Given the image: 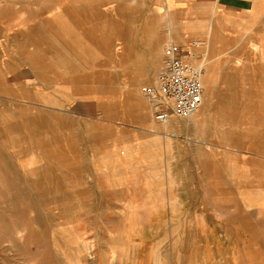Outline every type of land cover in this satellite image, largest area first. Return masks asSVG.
Returning <instances> with one entry per match:
<instances>
[{
  "label": "rangeland",
  "instance_id": "rangeland-1",
  "mask_svg": "<svg viewBox=\"0 0 264 264\" xmlns=\"http://www.w3.org/2000/svg\"><path fill=\"white\" fill-rule=\"evenodd\" d=\"M50 1L0 0V264H264V175L246 147L243 175L220 148L233 139L250 148L261 142L256 118L264 119V103L238 102L247 80L239 69L257 61L244 51L252 43L224 46L215 67L225 79L220 92L234 85L236 115L255 112L232 121L247 124L244 136L222 135L227 124L216 119L193 126L172 117L168 137L143 124L128 101L131 73L95 71L102 65L90 47L83 55L46 54L43 33L30 25L62 14L45 7ZM253 20L233 22L242 29L252 21L255 36L264 24ZM194 40L204 71L212 64L205 39L176 36L165 52ZM159 68L136 79L146 105L140 87ZM106 76L109 91L99 88ZM259 80L250 101L258 100ZM149 118L160 125L152 110ZM206 139L215 142L211 155Z\"/></svg>",
  "mask_w": 264,
  "mask_h": 264
},
{
  "label": "crops",
  "instance_id": "crops-1",
  "mask_svg": "<svg viewBox=\"0 0 264 264\" xmlns=\"http://www.w3.org/2000/svg\"><path fill=\"white\" fill-rule=\"evenodd\" d=\"M50 2L46 3L45 7L61 8L62 14L53 15L51 19H36V22L30 25L34 31L43 33L44 49L47 55L54 56L56 51L62 52L64 49H67L70 55H83V48L90 47L96 51L93 54L98 56L95 57L100 62L98 66L102 65V67H96L95 71L131 73L130 80L136 82L140 73L153 72L158 65L162 66L166 40L175 39L176 36L180 39L195 38L201 41L205 39L202 44H205V51L212 64L206 67L207 94H204L207 101L210 100V104L203 114V124L207 126L215 119L219 120L217 126L227 124V134L222 135L241 137V135L244 136L243 130L247 124H239L240 128H238V123L232 121L245 120V113L255 112H250L251 109L248 107L239 118L233 110L238 101L232 96L234 85L229 84L226 92H220L219 87L223 85L225 79L215 72L218 59L226 54L224 46L236 47L232 44L239 40L237 47L239 45L243 49L247 48V44L252 43L253 49L244 51L248 60L257 59V61L251 69L247 62L239 69L244 73L242 77L247 80L242 79L243 86L240 92L243 99L238 102L264 103V97H262L264 95H262L264 92V26H261L257 32L259 34L254 36L252 35L254 31H251L252 21H244L242 29L240 26L237 29L236 22H233V19H254L255 25L264 24V0H51ZM166 23L168 30H166ZM65 40L68 42L65 43ZM194 41L198 44L197 47L201 45L197 40ZM110 59H113V62ZM76 60L82 66V62ZM226 60L223 59L222 62ZM73 61L76 65L75 60ZM83 69L82 66L79 71ZM255 71L256 74H247V72ZM256 78H260L259 82L262 81L261 93L256 95L259 96L256 98L257 101H250L249 98L254 95L259 85L255 84ZM256 119L260 120L257 124L259 127L256 129L261 130L260 139L258 138L261 142L258 143V147L250 148L246 146V141L241 139H233L227 145L220 146L222 152L237 162L235 165H229L230 168L241 170L242 175L246 159L256 162L255 165L259 167L257 175H264V139L261 138L264 136V119L261 117ZM204 143L211 145V149L205 150L206 153L214 149L215 142L213 143L212 140L206 139ZM245 147L252 151L251 154L249 153L250 157L246 159L245 154L248 152L244 150ZM210 166L213 167V163ZM237 175H239L238 172Z\"/></svg>",
  "mask_w": 264,
  "mask_h": 264
},
{
  "label": "built area",
  "instance_id": "built-area-1",
  "mask_svg": "<svg viewBox=\"0 0 264 264\" xmlns=\"http://www.w3.org/2000/svg\"><path fill=\"white\" fill-rule=\"evenodd\" d=\"M197 46L196 41L184 46L170 44L152 81L140 87L156 123H164L172 117L187 118L203 103V69L195 64L193 53Z\"/></svg>",
  "mask_w": 264,
  "mask_h": 264
},
{
  "label": "bare ground",
  "instance_id": "bare-ground-1",
  "mask_svg": "<svg viewBox=\"0 0 264 264\" xmlns=\"http://www.w3.org/2000/svg\"><path fill=\"white\" fill-rule=\"evenodd\" d=\"M41 19V18H40ZM209 34V33H208ZM24 37V36H23ZM22 37V38H23ZM25 38V37H24ZM40 41H42V39H38ZM29 42V41H28ZM208 42V41H207ZM43 45V44H42ZM207 46V45H206ZM67 52V51H66ZM45 57V54H44ZM83 57V56H82ZM84 58V57H83ZM109 58V57H108ZM45 61L48 64H51V61L45 57ZM111 62H113V59H110ZM83 64V63H82ZM212 67V66H211ZM216 71V70H215ZM98 76H102V75H98ZM103 78V76H102ZM106 79L108 78L107 76L105 77ZM84 79V78H83ZM201 79H202V84L204 87V93L207 94V81H206V69L203 71V74L201 75ZM107 81H105L102 84H99V88H105V91H109V89H107L108 87H111L112 85V80L107 79ZM110 80V81H109ZM210 80V79H209ZM83 81V80H82ZM210 82V81H209ZM212 82V80H211ZM131 88H128V101L133 102V104L135 105V107L137 108L138 114L141 115V119H142V123L147 125L148 127H150L151 129H154L156 131V134H159L160 132L158 131H164L162 133H164L165 135H167L168 130L174 129L176 127V122H174L171 119H169L168 121L164 122V123H160V125H154L152 124V120H150L149 118V112L151 110L149 105H146L144 102H142L140 95L138 94V91L136 90V82L133 80L130 84ZM231 88V87H230ZM100 90V89H99ZM204 94V95H205ZM215 100V99H214ZM206 101V102H205ZM210 104V100L207 101L206 97L203 101V103L200 105V107L198 108L197 111H195L193 114H191L189 116V121L188 123H192L193 126H197L198 123L202 124L203 123V114L205 113V109L206 107H208ZM219 110V109H218ZM180 123V122H179ZM247 126V125H246ZM152 130V131H154ZM163 134V135H164ZM168 136V135H167ZM169 137V136H168ZM171 137V136H170ZM99 215V214H98Z\"/></svg>",
  "mask_w": 264,
  "mask_h": 264
}]
</instances>
